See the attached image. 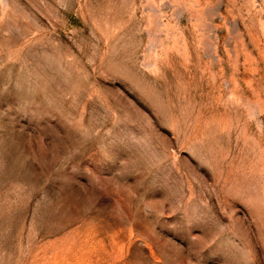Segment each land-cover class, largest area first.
<instances>
[{"label": "rangeland", "instance_id": "obj_1", "mask_svg": "<svg viewBox=\"0 0 264 264\" xmlns=\"http://www.w3.org/2000/svg\"><path fill=\"white\" fill-rule=\"evenodd\" d=\"M0 264H264V0H0Z\"/></svg>", "mask_w": 264, "mask_h": 264}]
</instances>
